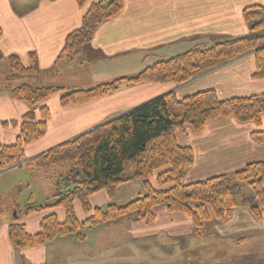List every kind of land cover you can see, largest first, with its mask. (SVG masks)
Wrapping results in <instances>:
<instances>
[{"label": "trees", "instance_id": "16d2710c", "mask_svg": "<svg viewBox=\"0 0 264 264\" xmlns=\"http://www.w3.org/2000/svg\"><path fill=\"white\" fill-rule=\"evenodd\" d=\"M74 1L79 10L85 11L80 27L65 37L60 55L68 62L83 52L102 23L121 13L125 0ZM243 17L249 26L248 35L210 45H195L174 57L153 63L133 77L117 78L85 90L54 86L14 87L10 97L25 104L28 112L17 122L1 124L3 128L19 126V135L12 145L0 143V170L21 167L22 161L29 171L65 165H70V169L58 175V185L64 191H56L52 203L43 206L30 203L22 213L30 216L47 209L62 208L64 222H59L55 215L46 216L39 224V232L30 235L14 215L7 227L12 247L28 250L67 236L81 242L85 239L82 229L128 214H136L143 223L150 225L155 221L158 208H164L169 214L186 216L196 236L200 235L205 223L223 222L238 207L248 209L256 220H260L264 210V162L247 164L233 174L185 184L183 178L192 165V152L190 148L177 144L174 132L188 127L198 135L206 124L232 118L239 124H253L256 130L250 136L256 144L263 145L264 132L260 127L264 94L220 100L213 90L182 99H177L173 92L165 93L32 159H24V149L46 133L50 112L43 104L51 97L58 96L59 105L66 108L116 93L124 84L171 83L182 86L250 53L254 61L252 79H264V44L261 43L264 8L248 7L243 11ZM3 60L7 63L4 77L8 81L38 76V62L33 54L28 55L27 65H23L16 55L4 56L0 52V61ZM132 181L142 185L146 192L144 197L124 207L109 206L105 212L90 207V196L104 192L113 198L119 186ZM243 184L251 189V198L242 194ZM74 202H79L83 212L91 213V216L79 222L72 211ZM5 211V200L0 198V226Z\"/></svg>", "mask_w": 264, "mask_h": 264}, {"label": "crops", "instance_id": "0c3cea01", "mask_svg": "<svg viewBox=\"0 0 264 264\" xmlns=\"http://www.w3.org/2000/svg\"><path fill=\"white\" fill-rule=\"evenodd\" d=\"M252 6L264 8V0H125L121 13L102 23L83 52L69 62V65L75 66L70 73L73 78L66 82L68 86L87 84L84 83L86 76L80 79V75L96 68H113V73L119 76L117 78L126 77L120 71L126 70L127 65L129 67L138 62L139 69H133L135 73L143 68L144 58L154 57L158 52H167L169 56L172 54L169 50L179 43L191 48L244 37L249 33V26L244 20L243 11ZM84 11L77 8L74 0H0V52L4 56L16 55L24 64L29 62L28 55L33 54L42 72L57 69L65 59L60 55L65 37L80 27ZM67 72L63 70L56 77L42 80L47 82L46 85L63 84L64 77L69 75ZM253 73L254 61L250 53L182 86L171 83L124 84L116 93L66 108L59 105L58 96L51 97L44 102L50 112L46 133L24 149V158L31 159L165 93L173 92L177 99L207 90L215 91L220 100L260 96L264 94V79L253 80ZM26 112L28 107L25 104L14 100L9 94L0 93L2 145L15 143L19 126L3 128L1 124L17 122ZM255 130L253 124H239L232 118L210 122L198 135L188 127L176 130L177 144L190 148L192 152V165L184 174V183L233 174L247 164L264 162V144H256L250 136ZM260 131L264 132V115L261 117ZM24 168L21 165L0 170V178ZM18 192L4 194L16 196ZM145 195L141 184L132 181L118 187L113 198L101 192L92 196L89 204L92 208L105 210L109 206H125ZM74 208L78 219L83 221L87 218L76 202ZM14 209L16 205L7 211L9 216L5 215V211V217H2L0 264H80L78 258L89 255L91 251L93 253L95 248L100 247L98 241L105 240L92 234L91 239L87 235L82 244L68 238L28 250L15 249L7 236V227L14 215L30 235L39 232V224L46 216H43L44 211L24 216L13 212ZM60 211V219H64V212ZM155 213L156 222L152 227L147 228L139 221L132 223L129 231L125 227V237L128 232L134 233L135 229L137 235L134 237L142 236L140 243L155 248L157 254L166 251L165 247L175 242L172 238L184 236L185 233L191 235L192 224L186 216L169 214L164 208H158ZM242 220L254 221L248 210L238 207L228 220L215 224V228L230 223L232 228L239 225L235 228L237 233H246L250 227L246 229L241 224ZM255 228L259 229L258 232L262 231L260 226L255 225L251 230ZM125 237L117 236L119 241L125 240Z\"/></svg>", "mask_w": 264, "mask_h": 264}, {"label": "rangeland", "instance_id": "374dc122", "mask_svg": "<svg viewBox=\"0 0 264 264\" xmlns=\"http://www.w3.org/2000/svg\"><path fill=\"white\" fill-rule=\"evenodd\" d=\"M90 1L94 2L96 0ZM261 43L264 44V37L262 38ZM174 47L171 48L172 50H169L170 53H172L169 56L166 55L167 52H158L154 54V57L149 56L144 58L143 68H141L140 70H138V66L140 64L137 62L132 63L131 66L129 65L130 68L127 65L126 70L119 69L121 70L120 73H122L126 77H133L138 74L139 71L148 66H151L153 63L167 60L171 57H174L175 55L185 52L190 48L189 46L185 47L184 43H179L177 47ZM23 65L27 64L23 63ZM74 66L75 65H69V62L64 59L63 64L57 67V69L54 68L51 71H48L51 72L50 74L46 71L42 72L41 70H39L37 77H18L14 81H8L4 77V75L6 74L7 63L4 60L0 61V93L3 92L9 94L14 87L21 85H26L33 88L54 86L65 89L85 90L102 83H109L119 77L113 73V68H96L95 71L91 70L87 74L85 73L84 75H80V79L84 78L83 76H86V79H84V81H86L84 83L87 84H78L80 86H68L66 81L69 78H73V75L70 73L74 71L72 70L74 69ZM134 68H138V71L135 70V73L133 72ZM63 70L68 71L67 74H69L64 77L65 81L63 84L57 83L46 85L47 82L42 80L43 78L46 79L50 77H56ZM40 80L42 81L40 82ZM24 159L29 160L26 158ZM69 169L70 165L50 169H33L32 171H29L27 169L26 171L24 168L22 170L12 172L1 177L0 197H3L5 195L3 199L5 200V203H7L6 212L16 205V209H14L13 212L17 211L22 214L25 206L30 203H34L38 206H43L47 203H50L51 200L54 201L52 196L56 193V191H64V189L58 185V175L65 174ZM241 190L242 194L246 198H251L252 191L247 184H243ZM10 191L19 192L16 196L11 194V197L9 195ZM7 192L9 193L4 194ZM115 192L116 190L114 191V195ZM92 196L88 198V203L89 199ZM76 203L80 206L79 202ZM74 204L75 202L72 204V211L75 214ZM80 209L82 210L81 206ZM105 210L102 211L105 212ZM59 211L64 212L65 215V211L62 208H51L44 210L45 213L43 216L55 215L56 219L59 222H64L65 216L64 219H60L62 216H60L61 214L59 213ZM40 212L42 213L43 211ZM5 215L9 216L8 212L5 213ZM84 215L88 218L91 216V213H84ZM251 216L254 221L244 222V220H242L241 222V224L243 223V226L246 229H249L250 227V230L246 233H237V230L235 228L239 225H235L234 228H232L230 223L228 225H226V223L221 227L215 228L217 224H220L222 222L211 221L204 224L199 236L195 235L192 226V232L190 236H187L188 234L183 233L184 236L172 238L175 242L171 240V244L168 247H165V249H167L166 251L162 250L161 252L156 254L155 248L152 247L151 249L149 245L140 243L142 236L134 237V235H137L135 229L133 230L134 233L128 232V235L126 237L124 233V230L126 228L129 231L131 224L138 221L141 222L145 227L150 228L155 224L156 218L152 224L146 225L136 216V214H128L124 217L116 218L107 223H101L98 226L90 229H82L81 232L85 238L88 235L89 239H91L90 235L93 234L96 237L101 236V238H104L105 240L103 241L102 239V241H98L100 243V247L95 248V250L93 249V253L91 251L89 255L81 256L80 258H78V261L80 264H264V214L261 213L260 220H256L252 214ZM75 217L79 222L84 221L78 219L76 214ZM254 225L260 226V230L262 231L258 232L259 229L257 228H255V230H251V228H254ZM98 229H100V231H97ZM148 232L150 233L149 229ZM104 235H107V237H104ZM118 235H120V238L125 237V240L119 241L117 238ZM68 238H72L79 244L85 242V239L79 242L75 238L68 236L59 238L57 240ZM106 239H108V241ZM167 242L168 241H166L165 243Z\"/></svg>", "mask_w": 264, "mask_h": 264}]
</instances>
